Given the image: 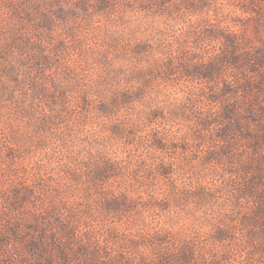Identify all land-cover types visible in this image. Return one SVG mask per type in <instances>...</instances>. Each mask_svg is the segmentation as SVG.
<instances>
[{
    "label": "rangeland",
    "instance_id": "1",
    "mask_svg": "<svg viewBox=\"0 0 264 264\" xmlns=\"http://www.w3.org/2000/svg\"><path fill=\"white\" fill-rule=\"evenodd\" d=\"M101 1L0 0V264H264V0Z\"/></svg>",
    "mask_w": 264,
    "mask_h": 264
},
{
    "label": "trees",
    "instance_id": "2",
    "mask_svg": "<svg viewBox=\"0 0 264 264\" xmlns=\"http://www.w3.org/2000/svg\"><path fill=\"white\" fill-rule=\"evenodd\" d=\"M133 1V0H132ZM171 0H166V2H170ZM179 0H177V4H178ZM252 4L254 3V0H252L251 2ZM106 3L102 0L100 2V5L103 8H106ZM189 8L193 7L196 8L197 6H193L192 4H188ZM136 7V6H134ZM132 6H130L129 9L134 8ZM140 10L141 7L137 6ZM135 9V8H134ZM213 34L212 31L209 32V34ZM211 34V36H212ZM217 35V32L214 36ZM227 41L225 43H227V47L228 50L223 54L224 57V61L225 59L234 61V62H238L239 64L242 62H246L247 60H250L251 57V53L250 52H240V50H238V44L237 41H231L230 39L226 38ZM134 54H136V52H134ZM256 60L255 58H253L252 60H250V62L248 64L251 63V61ZM222 61V60H221ZM140 75V74H139ZM135 77V76H134ZM141 78V76H139ZM136 83V82H135ZM145 84L144 83H137V86L133 87L135 92H131L132 94L136 95L137 92L140 93L144 90ZM229 87V85H228ZM131 94V95H132ZM112 105L109 106L108 104H104L103 105V109H115V111H120L124 108H128L127 106L129 104L132 103V100L129 98V94L128 93H121L120 95H115L114 98L111 100ZM142 104V103H141ZM134 108H130L128 110H132ZM144 111V109H143ZM130 133V132H129ZM160 140V142L155 141V143H153V147H154V151L155 153L157 152H163L162 160L165 158V154L164 152H167L168 148H167V144L166 142H168V140H166V138H160L158 139ZM137 143V144H136ZM136 147H138L139 145H145L148 146L150 145L149 141L146 138H139L138 142H136ZM151 147V146H149ZM131 156V163L134 166V168L130 171V169H128V164L126 163H122V162H118V161H114V159H102L101 162H93L91 164H89L88 166H86L87 170L91 173V182L97 184L98 182H106V180H118L117 178H121V180H125L123 178H125V173L129 172L131 174H135V172H140V170L143 168V162H140L142 160L141 159H135L132 154H130ZM169 157V156H168ZM171 165V166H170ZM173 166V161L167 163V164H163L160 163L156 166V173L159 175H170L172 174V168ZM128 174V173H127ZM137 174V173H136ZM118 192H123L125 195H127L128 193H130L129 188L127 187H123L120 189H117ZM115 192V189L112 190V193ZM124 194H121V198L126 199V196H124ZM29 200V198H26ZM54 203H56L57 201L59 202L60 200L58 198H55ZM65 206V204H64Z\"/></svg>",
    "mask_w": 264,
    "mask_h": 264
}]
</instances>
